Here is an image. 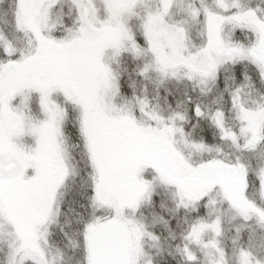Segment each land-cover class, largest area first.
Listing matches in <instances>:
<instances>
[{"label":"snow or ice","instance_id":"snow-or-ice-1","mask_svg":"<svg viewBox=\"0 0 264 264\" xmlns=\"http://www.w3.org/2000/svg\"><path fill=\"white\" fill-rule=\"evenodd\" d=\"M0 264H264V0H0Z\"/></svg>","mask_w":264,"mask_h":264}]
</instances>
